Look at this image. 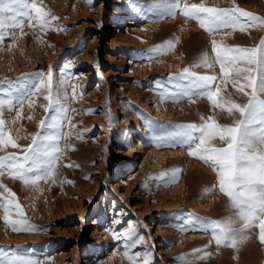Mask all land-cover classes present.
<instances>
[{
    "label": "rangeland",
    "instance_id": "1",
    "mask_svg": "<svg viewBox=\"0 0 264 264\" xmlns=\"http://www.w3.org/2000/svg\"><path fill=\"white\" fill-rule=\"evenodd\" d=\"M263 186L264 0H0V264H264Z\"/></svg>",
    "mask_w": 264,
    "mask_h": 264
},
{
    "label": "bare ground",
    "instance_id": "2",
    "mask_svg": "<svg viewBox=\"0 0 264 264\" xmlns=\"http://www.w3.org/2000/svg\"><path fill=\"white\" fill-rule=\"evenodd\" d=\"M31 10H32V9H31ZM33 12H34V11H33ZM35 16H36V15H35ZM34 18H35V17H34ZM37 24H38V23H37ZM244 124H245V123H244ZM227 129H228V128H227ZM255 131H256V130H255ZM127 134H128V133L125 134V137H126V138H127ZM234 135H235V133H234ZM236 138H237V137H236ZM246 138H247V137H246ZM243 139H244V138H243ZM240 141H241V140H240ZM223 142H224V141H223ZM225 142H226V141H225ZM225 142H224V143H225ZM235 142H236V141H235ZM235 142H232V143H235ZM141 143H142V142H141V139H140L139 144H141ZM224 143H223V144H224ZM232 143H230V144H232ZM221 145H222V144H221ZM244 145H245V144H244ZM246 145L248 146V144H246ZM226 146H227V145H226ZM233 146H234V145H233ZM243 148H244V147H243ZM219 149H220V148H219ZM227 149H228V148H227ZM234 150H236V149H234ZM238 151H239V150H238ZM230 153H231V152H230ZM211 155H212V154H211ZM216 155H217V154H216ZM208 157H209V156H208ZM220 158H221V157H220ZM206 159L208 160V158H206ZM229 159H230V158H229ZM229 159H228V160H229ZM72 161H73V160H72ZM219 161H220V160H219ZM75 162H76V160H75ZM206 162H208V161H206ZM229 163H230V162H229ZM209 164H210V163H209ZM211 164H212V163H211ZM219 164H220V163H219ZM244 164H245V163H244ZM202 165H203V164H202ZM204 166H205V165H204ZM209 167H210V166H209ZM209 167H208V169H209ZM239 167H241V166H239ZM200 168H201V171L206 172V171H204L205 169H204L203 167H200ZM210 168L213 169L214 167L211 166ZM119 169H120V168H119ZM119 169L117 170V172H120ZM212 169H211V170H212ZM219 169H220V168H219ZM243 169H244V168H243ZM211 170H210V171H211ZM214 171H216V168H215ZM214 171H213V172H214ZM210 173H211V172H210ZM215 173H217V172H215ZM217 174H218V173H217ZM238 175H239V174H238ZM211 176H212V175H211ZM217 177H218V176H217ZM215 178H216V177H215ZM195 179H196V178L192 177V176L189 174L188 177H187V182H188L190 185H192V180H195ZM213 180H214V179H213ZM219 180H220V178L218 179V181H219ZM213 182H214V181H213ZM216 182H217V181H216ZM216 182H215V183H216ZM210 184H211V183H210ZM213 184H214V183H213ZM233 184H234V183H233ZM217 185H218V183H217ZM220 185H221V184H220ZM242 185H243V184H242ZM222 186H223V185H222ZM232 186H233V185H232ZM225 187H226V186H225ZM233 187H234V186H233ZM236 187H237V185H236ZM240 187H241V186H240ZM263 187H264V186H263ZM207 188H208V187H207ZM212 188H213V187H212ZM217 188H218V187H217ZM228 188H229V187H228ZM242 188H243V187H242ZM234 189H236V188H234ZM216 190H217V192H218V190H220V189H216ZM244 190H245V189H244ZM235 191H236V190H235ZM219 192H221V190H220ZM223 192H224V191H223ZM239 192H240V191H239ZM242 192H244V191H242ZM232 193H233V192H232ZM246 193H247V192H246ZM251 196H252V195H251ZM227 197H228V196H227ZM231 197H232V196H231ZM242 199H243V198H242ZM237 202H238V201H237ZM262 204H263V203H262ZM262 204H261V205H262ZM235 205H236V204H235ZM237 205H238V204H237ZM256 205H257V204H256ZM258 206H259V205H258ZM257 212H258V211H257ZM252 213H253V212H252ZM248 219H249V218H248ZM262 220H263V219H262ZM239 221H240V220H239ZM248 222H249V221H248ZM251 222H252V221H251ZM259 222H260V221H259ZM259 222H258V223H259ZM240 223H241V222H240ZM262 223H263V222H262ZM254 224H256V223H254ZM235 225H236V224H235ZM263 227H264V226H262V228H263ZM257 228H258V227H257ZM258 230H259V229H258ZM257 234H258V233H257ZM228 236H229V234H228ZM226 237H227V236H226ZM218 258H219V257H218ZM262 260H263V259H262ZM218 261H219L220 264H221V263L223 264L224 261H226V260H225L224 258L221 259V257H220ZM240 264H241V261H240Z\"/></svg>",
    "mask_w": 264,
    "mask_h": 264
}]
</instances>
